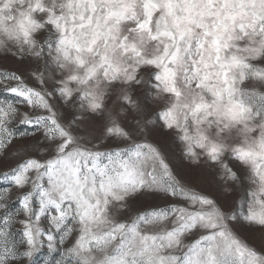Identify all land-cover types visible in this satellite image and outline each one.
Returning <instances> with one entry per match:
<instances>
[{"label":"snow or ice","instance_id":"6c2138e0","mask_svg":"<svg viewBox=\"0 0 264 264\" xmlns=\"http://www.w3.org/2000/svg\"><path fill=\"white\" fill-rule=\"evenodd\" d=\"M0 264H264V0H0Z\"/></svg>","mask_w":264,"mask_h":264}]
</instances>
